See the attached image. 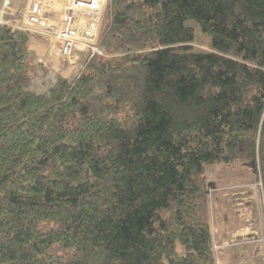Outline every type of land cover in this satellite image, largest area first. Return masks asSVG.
I'll return each mask as SVG.
<instances>
[{
	"label": "trees",
	"instance_id": "1",
	"mask_svg": "<svg viewBox=\"0 0 264 264\" xmlns=\"http://www.w3.org/2000/svg\"><path fill=\"white\" fill-rule=\"evenodd\" d=\"M104 19L61 96L24 87L28 34L0 25V264H217L206 166H246L264 206V0H108Z\"/></svg>",
	"mask_w": 264,
	"mask_h": 264
},
{
	"label": "rangeland",
	"instance_id": "2",
	"mask_svg": "<svg viewBox=\"0 0 264 264\" xmlns=\"http://www.w3.org/2000/svg\"><path fill=\"white\" fill-rule=\"evenodd\" d=\"M18 4H12L10 3L9 8L14 9L12 11H9L7 7V22L0 23L1 26H6L11 30H20L24 31L28 34L27 39V47L26 52L28 53V68L25 77V88L30 89L32 91L40 92L49 94L50 96H61L64 92L65 88L72 83V80L75 79V77L80 73L82 70V67L84 65L81 64L84 59V53L89 50L92 51L91 48H94L96 52L93 54H100L101 50L98 47V40L99 33L103 29L105 25V12H106V5L108 0H102V10L100 14V20L97 27L96 34L94 37H83L79 36L82 44L79 45L78 51H75L74 57L70 58L68 61L64 60L61 61L58 54V45L57 41H54L52 37L44 39L40 34L42 32H47L44 30L46 28H39L37 25H31L32 29H35L36 33L35 35H31V32H28L25 30V27L29 28L24 24L23 20H20V16H18V12L21 10V14L23 12V9L26 7V5L29 3V0H15ZM24 7V8H23ZM58 2L55 4H51L50 6L46 7V11L48 14H51L54 19L59 17L58 15L60 13V9ZM13 13V14H12ZM48 14H45L46 16ZM14 15V16H13ZM184 24L188 27L192 28L193 31V38L191 42L189 43L190 49L192 51H199V50H210L211 48V35L203 31L199 25V23L193 19V18H187L184 21ZM80 33L84 28H80ZM85 32V31H84ZM44 53H47L48 55H51L50 60H46L44 58ZM86 55V53H85ZM90 56V57H91ZM59 77V78H56ZM60 79V80H58ZM55 80H58V83H56ZM253 162H251V165ZM257 167V162L255 163ZM253 164V165H255ZM205 175L207 176V179L214 182L215 184H223L220 186L219 189L224 190L226 192H232V191H248L244 194L253 192V196L255 197V194H258L259 200H261V206L264 210L263 206V191H262V182L263 179L260 176H254L252 171L248 169L244 165H240L237 161H233L230 163H224V162H215L212 164H209L205 168ZM239 183V184H235ZM213 184H211V187L209 188V191L212 190ZM210 209L212 212V216H218L220 213V209L223 208L227 210V204H224L223 202L215 199V192L210 193ZM255 215L254 213H252ZM257 214V213H256ZM262 218L264 220V214L262 213ZM259 215V216H261ZM254 217V216H253ZM257 218L258 217L257 215ZM259 224L261 225V221L259 220ZM264 225V222H262ZM213 227V226H212ZM246 238H237L233 239V241H236V244H242L245 242ZM247 240V239H246ZM259 241H263V237L261 236ZM215 244L213 240V245ZM217 244V243H216ZM221 245V244H218ZM219 249V248H218ZM217 249V250H218Z\"/></svg>",
	"mask_w": 264,
	"mask_h": 264
},
{
	"label": "built area",
	"instance_id": "3",
	"mask_svg": "<svg viewBox=\"0 0 264 264\" xmlns=\"http://www.w3.org/2000/svg\"><path fill=\"white\" fill-rule=\"evenodd\" d=\"M58 2L60 9V15L57 18H53L51 14L47 13V6ZM11 0H0V23H6L7 7L10 6ZM102 10V0H29V3L23 9V12H18L20 20L24 21L25 30L31 32V35H35L36 30L31 28V25H37L39 28L46 26L40 35L47 39L52 37L54 41H57L58 54L61 61L69 60L74 57V52L78 51L79 45L83 42L79 36L94 37L96 29L99 24L100 14ZM13 14V13H12ZM45 14H48L47 16ZM14 16V15H13ZM3 24V23H2ZM80 28L84 30L80 33ZM85 31V32H84ZM98 34V32H97ZM96 34V35H97ZM92 51L87 50L84 55L83 64L92 53L96 52L94 48ZM260 238H257L258 241ZM251 239H245V242H250ZM236 241L224 242L221 245L214 244V249L217 250L220 247L235 245Z\"/></svg>",
	"mask_w": 264,
	"mask_h": 264
},
{
	"label": "crops",
	"instance_id": "4",
	"mask_svg": "<svg viewBox=\"0 0 264 264\" xmlns=\"http://www.w3.org/2000/svg\"><path fill=\"white\" fill-rule=\"evenodd\" d=\"M11 3L18 4L15 0H11ZM12 10L14 12V9H9ZM213 185H215L212 186L215 199L227 204V210L221 208L218 216H212L214 242L223 244L237 238L252 240L220 247L215 252L217 264H264V225L262 224L264 220L261 215L264 214V210L258 194L254 197L253 192L244 194L248 191L226 192L219 189L223 184L218 185L213 182ZM257 215L260 218H257ZM261 236L263 241H257L256 239Z\"/></svg>",
	"mask_w": 264,
	"mask_h": 264
}]
</instances>
